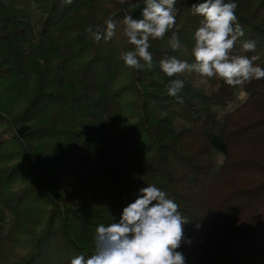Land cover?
Segmentation results:
<instances>
[{"label":"trees","instance_id":"16d2710c","mask_svg":"<svg viewBox=\"0 0 264 264\" xmlns=\"http://www.w3.org/2000/svg\"><path fill=\"white\" fill-rule=\"evenodd\" d=\"M34 2L31 17L0 0V264L92 255L96 228L150 184L189 220L185 264H264V79L243 89L210 79L205 93L183 74L180 104L165 87L177 77L159 67L172 55L194 61L202 0H177L174 28L150 40L153 69L139 71L119 57L133 47L123 18H141L144 0ZM236 2L241 39L256 51L238 41L232 54H259L264 68V0ZM110 17L114 36L94 41L85 29ZM242 90L244 102L217 118L212 109Z\"/></svg>","mask_w":264,"mask_h":264},{"label":"clouds","instance_id":"9594fccd","mask_svg":"<svg viewBox=\"0 0 264 264\" xmlns=\"http://www.w3.org/2000/svg\"><path fill=\"white\" fill-rule=\"evenodd\" d=\"M65 3L71 5L73 0H65ZM176 3L177 0H144L141 18L135 19L131 14L124 16L123 34L133 46L120 53L119 58L126 67L138 71L153 69L150 40L163 39L174 28ZM31 7H38L34 0ZM237 9L236 0H202L192 5L193 14L202 18L193 37L194 61L190 63L175 55L159 61L167 77H177L165 86L167 94L176 98L177 103L184 102L180 93L185 81L179 78L183 74L196 77L194 88L207 85L210 79H218L228 86L243 89L253 80L264 79V68L256 63L260 60L259 54L251 57L232 54L238 41L241 53L256 51L255 41L241 39L245 31L238 23ZM104 24L103 29L97 26L94 30L89 26L85 31L96 42L111 39L116 22L110 17ZM167 45L172 52L182 47L177 33H172ZM241 95H245L243 90ZM187 223L189 220L181 214L176 202L157 186L147 185L139 190L138 198L123 209L118 222L100 224L96 228L94 253L88 257L75 256L70 264H185L184 255L177 249L184 240Z\"/></svg>","mask_w":264,"mask_h":264},{"label":"rangeland","instance_id":"374dc122","mask_svg":"<svg viewBox=\"0 0 264 264\" xmlns=\"http://www.w3.org/2000/svg\"><path fill=\"white\" fill-rule=\"evenodd\" d=\"M15 3L17 6L25 7L26 10L29 12L31 17H34V11L32 9V7H30L25 0H15ZM184 77L186 78V80L190 81V82H194V80L196 79V77L194 75L191 74H184ZM202 89L203 92L207 93V85H203L200 87ZM245 99V95H241V93H237V95L234 97V99L227 104L224 107H214L212 110L215 113V115L217 116V118H221L222 116L231 113L232 111H234L236 108H238ZM21 252H24L21 250Z\"/></svg>","mask_w":264,"mask_h":264}]
</instances>
